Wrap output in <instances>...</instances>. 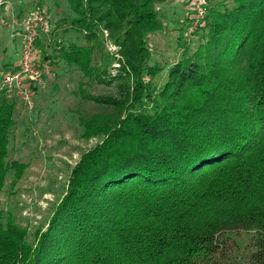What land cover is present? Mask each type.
Returning <instances> with one entry per match:
<instances>
[{
  "label": "trees",
  "instance_id": "1",
  "mask_svg": "<svg viewBox=\"0 0 264 264\" xmlns=\"http://www.w3.org/2000/svg\"><path fill=\"white\" fill-rule=\"evenodd\" d=\"M68 1L78 39L54 38L42 72H79L96 110L77 119L99 141L32 240L0 208V264H264V0H206L159 81L147 36L166 0ZM18 105L0 80V193L27 167L9 156Z\"/></svg>",
  "mask_w": 264,
  "mask_h": 264
},
{
  "label": "rangeland",
  "instance_id": "2",
  "mask_svg": "<svg viewBox=\"0 0 264 264\" xmlns=\"http://www.w3.org/2000/svg\"><path fill=\"white\" fill-rule=\"evenodd\" d=\"M36 3L49 16V27L39 33L32 60L40 72L30 86L34 108L29 111L19 101L9 144L10 158L27 163V167L15 184L10 172L0 193V208L11 211L17 222L27 228L30 240L36 229L46 226L55 203L64 192L71 167L83 152L99 141L97 137L84 138L77 119L80 112L96 110L77 90L79 72L65 70L62 63L52 67L57 72L63 71L53 84L47 83V76L42 72V55L51 51L54 38L78 39L73 31H62L75 15L68 0L8 1L7 9L0 14V72L14 69L20 63V45L13 31L21 29L20 13L29 11ZM157 8L162 29L149 34L147 43L152 51L150 62L159 63L163 68L155 77L159 81L166 65L179 58L178 45L196 42L203 17L195 25V10L185 0H166ZM105 45L110 53L117 49L108 41ZM111 72L115 69L111 68ZM106 90V86L98 85L90 93Z\"/></svg>",
  "mask_w": 264,
  "mask_h": 264
},
{
  "label": "built area",
  "instance_id": "3",
  "mask_svg": "<svg viewBox=\"0 0 264 264\" xmlns=\"http://www.w3.org/2000/svg\"><path fill=\"white\" fill-rule=\"evenodd\" d=\"M195 10V22L205 15L206 0H185ZM4 23L5 20L1 19ZM21 29L13 31L17 35L21 61L14 69L0 72L1 86L9 94L16 96L22 105L29 111L33 110V98L31 93V81L36 79L40 72L34 67L32 60L36 52V40L41 31H47L49 16L40 8H31L20 23Z\"/></svg>",
  "mask_w": 264,
  "mask_h": 264
},
{
  "label": "crops",
  "instance_id": "4",
  "mask_svg": "<svg viewBox=\"0 0 264 264\" xmlns=\"http://www.w3.org/2000/svg\"><path fill=\"white\" fill-rule=\"evenodd\" d=\"M5 3L0 7V14L2 15L3 12L7 9V5H8V1L10 0H4ZM38 1V0H37ZM37 4V3H36ZM36 5H33V7H35ZM28 12V10H25L24 13H20V17H24L25 14ZM4 20V19H3Z\"/></svg>",
  "mask_w": 264,
  "mask_h": 264
}]
</instances>
